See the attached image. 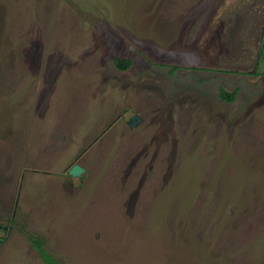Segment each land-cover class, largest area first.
Segmentation results:
<instances>
[{
  "label": "rangeland",
  "instance_id": "374dc122",
  "mask_svg": "<svg viewBox=\"0 0 264 264\" xmlns=\"http://www.w3.org/2000/svg\"><path fill=\"white\" fill-rule=\"evenodd\" d=\"M263 29L264 0H0V264H44L28 236L64 264H264Z\"/></svg>",
  "mask_w": 264,
  "mask_h": 264
},
{
  "label": "trees",
  "instance_id": "16d2710c",
  "mask_svg": "<svg viewBox=\"0 0 264 264\" xmlns=\"http://www.w3.org/2000/svg\"><path fill=\"white\" fill-rule=\"evenodd\" d=\"M131 62L132 60L130 58H114V64L120 70H126L130 66ZM236 92V90L229 92L221 87L219 89V98L223 102H232L236 98ZM27 238L32 244L33 248L37 251L39 257L43 260L44 264H64V262L56 259L51 253H48L47 250L44 249L40 239L34 238L32 236H28Z\"/></svg>",
  "mask_w": 264,
  "mask_h": 264
},
{
  "label": "water",
  "instance_id": "95a60500",
  "mask_svg": "<svg viewBox=\"0 0 264 264\" xmlns=\"http://www.w3.org/2000/svg\"><path fill=\"white\" fill-rule=\"evenodd\" d=\"M263 44H264V29H263V33H262V36H261V39H260V43H259V47H258V51H257V54H256V63H255V68H256V65L258 63V60L260 58V53L262 51V47H263ZM136 119L137 117H133L131 122H130V125H134L136 123ZM85 171V169L83 168V166H81L80 164H73L69 169H68V174L70 176H79L81 173H83Z\"/></svg>",
  "mask_w": 264,
  "mask_h": 264
},
{
  "label": "flooded vegetation",
  "instance_id": "af4514ba",
  "mask_svg": "<svg viewBox=\"0 0 264 264\" xmlns=\"http://www.w3.org/2000/svg\"><path fill=\"white\" fill-rule=\"evenodd\" d=\"M263 45H264V44H263ZM262 48H264V46H263ZM133 117H137V116H136V115H135V116L133 115V116L131 117V119H130V121H129V126H130V128L133 126V125H132V126L130 125V122H131V120H132ZM137 118H138V117H137ZM136 120H137V119H136ZM0 228L3 229V225H0Z\"/></svg>",
  "mask_w": 264,
  "mask_h": 264
}]
</instances>
